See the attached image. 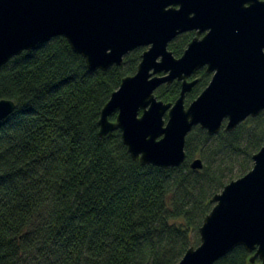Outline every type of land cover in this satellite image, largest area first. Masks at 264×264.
Here are the masks:
<instances>
[{"label":"trees","instance_id":"trees-1","mask_svg":"<svg viewBox=\"0 0 264 264\" xmlns=\"http://www.w3.org/2000/svg\"><path fill=\"white\" fill-rule=\"evenodd\" d=\"M194 35L177 36L168 50L180 57ZM144 51L91 71L55 37L0 68V100L16 106L0 121V264H178L199 245L213 196L251 170L264 145L263 112L232 132L193 128L184 162L170 169L133 160L118 129L98 136L103 106ZM195 77L185 106L211 78ZM179 94L177 81L154 93L165 104ZM195 159L200 170L190 168ZM252 255L239 246L213 264H251Z\"/></svg>","mask_w":264,"mask_h":264},{"label":"water","instance_id":"water-1","mask_svg":"<svg viewBox=\"0 0 264 264\" xmlns=\"http://www.w3.org/2000/svg\"><path fill=\"white\" fill-rule=\"evenodd\" d=\"M189 32L195 37L174 57L168 45ZM55 37L65 38L91 71L120 66L128 53L146 48L98 121V136L120 130L131 158L143 166L179 167L193 128L214 136L264 113V0H0V68ZM202 69L210 81L185 106L197 83L191 78ZM174 81L179 98L158 100L155 91ZM15 108L0 100V121ZM252 161L250 171L210 200L200 243L178 264H213L239 246L253 253L251 264H264V145ZM190 168L200 170L201 160Z\"/></svg>","mask_w":264,"mask_h":264},{"label":"flooded vegetation","instance_id":"flooded-vegetation-1","mask_svg":"<svg viewBox=\"0 0 264 264\" xmlns=\"http://www.w3.org/2000/svg\"><path fill=\"white\" fill-rule=\"evenodd\" d=\"M194 33V32H193ZM195 34V33H194ZM194 37H195V35H194ZM202 70H204V69H202ZM201 71V70H200ZM205 71V70H204ZM199 72V71H198ZM197 73V72H196ZM195 73V74H196ZM210 75V74H209ZM211 76V75H210ZM191 79H197L196 77H195V75L191 78Z\"/></svg>","mask_w":264,"mask_h":264},{"label":"rangeland","instance_id":"rangeland-1","mask_svg":"<svg viewBox=\"0 0 264 264\" xmlns=\"http://www.w3.org/2000/svg\"><path fill=\"white\" fill-rule=\"evenodd\" d=\"M202 36V35H201ZM201 36L199 38H201ZM146 50V48H144ZM222 130V129H221Z\"/></svg>","mask_w":264,"mask_h":264}]
</instances>
